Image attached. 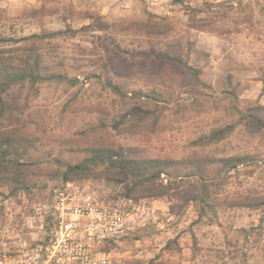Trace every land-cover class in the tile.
<instances>
[{
  "label": "rangeland",
  "instance_id": "obj_1",
  "mask_svg": "<svg viewBox=\"0 0 264 264\" xmlns=\"http://www.w3.org/2000/svg\"><path fill=\"white\" fill-rule=\"evenodd\" d=\"M42 5L47 10L43 27L56 34L51 44L57 50L49 54L55 57L53 61L66 59L70 74H74L70 65L97 60L98 64L86 68V73L99 74L105 65L114 80H118L116 74L120 73L121 81L130 88L157 87L167 91L172 87L173 96L184 103L191 102L192 97L204 102L202 113L189 120L176 123L169 115L167 125L171 130H166L165 138L171 143L155 136L147 143L151 152H157L161 145L174 156L191 152L188 142L196 137L194 131L198 126L206 128L212 122L215 116L212 108L223 100L218 92L224 88L222 83L229 72L240 82L239 108H255L256 115L264 120V0H176L160 6L140 0H0V13L6 17L0 22V35L19 38L39 33V24L28 20L25 13ZM83 12L102 18L103 27L80 19L79 13ZM147 18L166 22L171 30L164 35L141 33L136 26ZM190 69L197 72L199 81L193 79ZM161 70L171 75V86H165L154 76ZM78 79L74 91L79 88L85 100L107 101L108 95L95 80H87L84 75ZM66 98L62 87H42L34 105L56 114ZM207 108L211 109L209 114ZM247 136L243 131L234 135L228 152L246 149L243 142ZM258 138L254 137L255 144ZM261 168L264 169V162ZM262 169L253 177L241 176V185L234 180L229 189L264 191ZM162 178L165 183V177ZM56 183L63 182L49 180L40 184L32 199L21 193L20 204L8 198L6 188H0V208L5 219L0 226V242H8L15 233L26 231L23 226L34 207L51 199V189ZM75 183L108 203H126L130 212L132 207L139 209L133 211L132 230L110 247L129 264H261L263 260L264 236L258 242L256 236L245 240L239 231L257 225L258 212L233 209L220 213L217 223L196 224L195 207L181 208L178 194L184 189L164 198L129 204L124 199H113L119 187L113 189L92 180ZM170 241H174L176 248L167 250Z\"/></svg>",
  "mask_w": 264,
  "mask_h": 264
},
{
  "label": "trees",
  "instance_id": "obj_2",
  "mask_svg": "<svg viewBox=\"0 0 264 264\" xmlns=\"http://www.w3.org/2000/svg\"><path fill=\"white\" fill-rule=\"evenodd\" d=\"M46 14L44 5L25 13L28 20L39 24V33L19 38L0 35V188L7 189L8 198L20 204L18 196L24 193L32 199L40 184L49 180H92L119 187L113 199L133 203L184 189L178 194L181 208L195 207L196 224L217 223L220 213L233 209L258 212L257 225L239 231L245 240L256 236L260 241L264 236V191L229 189L234 180L241 185V176L253 177L264 162V120L255 108H239V80L231 72L226 75L224 88L218 92L223 100L213 106L215 116L207 129L198 126L194 131L197 135L188 142L192 148L189 154L174 156L163 145L153 153L147 144L153 137L171 143L165 138L166 130H171L168 116L176 123L189 120L202 113L204 102L192 97L184 103L173 96L172 87L167 91L130 88L121 81L120 73L115 72L118 80H114L105 65L99 74L86 73L97 60L70 65L74 71L70 74L66 59L53 61L55 57L49 54L56 52L57 46L51 44L56 34L43 27ZM79 18L103 27L99 16L83 12ZM5 19L0 13V22ZM136 27L144 34L164 35L171 30L166 22L148 18ZM190 71L199 81L197 72ZM79 75L95 80L108 95L107 101H87L79 88L74 91ZM158 75L154 76L160 83L171 86V75L163 70ZM51 86L62 87L67 95L56 114L34 105L41 88ZM206 111L209 114L211 109ZM241 131L248 133L243 142L246 149L228 152L231 138ZM1 210L0 226L5 223ZM193 241L195 245V236ZM174 248V241L167 243V250Z\"/></svg>",
  "mask_w": 264,
  "mask_h": 264
},
{
  "label": "built area",
  "instance_id": "obj_3",
  "mask_svg": "<svg viewBox=\"0 0 264 264\" xmlns=\"http://www.w3.org/2000/svg\"><path fill=\"white\" fill-rule=\"evenodd\" d=\"M142 1L160 6L176 0ZM133 211L75 182L56 183L51 199L34 207L26 231L0 242V264H129L110 247L132 230Z\"/></svg>",
  "mask_w": 264,
  "mask_h": 264
}]
</instances>
